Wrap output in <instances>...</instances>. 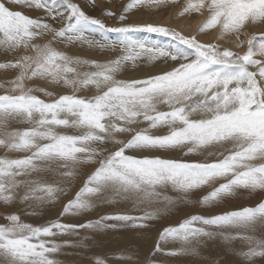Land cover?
I'll return each instance as SVG.
<instances>
[{
    "label": "snow or ice",
    "instance_id": "obj_1",
    "mask_svg": "<svg viewBox=\"0 0 264 264\" xmlns=\"http://www.w3.org/2000/svg\"><path fill=\"white\" fill-rule=\"evenodd\" d=\"M170 2L180 0H129L119 12L103 10L102 20L78 0H0V51L14 57L0 69L18 73L0 94V204L52 206L85 176L60 215L46 224L25 222L19 212L0 216V264H60L56 257L63 248L91 243L81 230L147 229V221L205 186L212 191L202 205L218 206L241 191L264 194V32L248 35L249 25L264 24V0H184L173 20L204 17L192 34L131 18ZM86 3L97 6L95 0ZM210 31L219 33L218 40L232 37V46L199 39ZM141 32L169 42L136 39ZM109 33L118 39L110 40ZM57 44L112 55L104 62L82 59ZM142 61L171 66L142 79L118 78L129 62ZM57 87L71 91L53 98L50 88ZM21 124L27 127H13ZM175 151L204 159L171 158ZM120 202L142 215L65 220ZM65 236L73 239H57ZM237 239L246 246L239 264L264 258V199L218 214H193L163 228L151 251L125 259L170 264V257L198 256L209 241L231 246ZM168 241L179 247L168 248ZM94 264L108 260L97 257Z\"/></svg>",
    "mask_w": 264,
    "mask_h": 264
},
{
    "label": "rangeland",
    "instance_id": "obj_2",
    "mask_svg": "<svg viewBox=\"0 0 264 264\" xmlns=\"http://www.w3.org/2000/svg\"><path fill=\"white\" fill-rule=\"evenodd\" d=\"M80 5L84 8L85 12L91 16L104 20V16L102 15L103 10L111 9L113 11H121L122 6L129 2V0H95V4L97 5L95 8L89 6L86 3V0H78ZM184 0H180V3H169L167 6H162L159 10L156 11H148L147 9H140L135 11L132 15V20L137 23H145L152 22L154 24L171 26L173 28L184 29L185 34H192L196 32L197 27L204 20L203 16L194 15L191 18H178L173 20L176 14L180 11V7ZM25 11L26 14L39 17L43 14L38 11H29L27 9H21ZM105 23L109 26H113L114 22L110 19L105 20ZM59 27V25H57ZM264 32V24H253L249 25L248 35H256L258 33ZM97 38L99 37V33L94 34ZM136 39L145 40L149 43L159 41L161 44L168 43L169 41L161 36H157L155 34L148 33H136L134 34ZM219 33L217 31H210L207 34H201L199 39L204 42H219L224 47L232 46V37H228L224 40H218ZM108 38L110 40L118 39L115 34L109 33ZM57 48L64 50L69 55L79 56L82 59L96 60L98 62L106 61L112 54L109 52H100L98 50H89L87 48H81L79 45L75 46H65L63 44H57ZM14 57L8 54H5L3 51H0V63H5L13 60ZM171 65H164L162 63H148L147 61H142L137 64H132L129 62L126 65L125 70H123L119 75V79H142L146 78L150 74H158L163 69L170 67ZM17 71L12 69H0V85H4V87H0V94H4L6 88L8 87V81L13 79L17 75ZM36 84H42V81H35ZM54 92V97L57 94H69L70 89L57 87L50 88ZM37 95H40L43 99H51L49 97L43 96L41 93L37 92ZM80 95H84L85 93H79ZM13 127H27V125H14ZM155 134H166L167 129H155L152 130ZM3 153V154H2ZM0 155L3 156L4 152L0 149ZM15 155V154H14ZM17 155V154H16ZM19 155V154H18ZM21 155V154H20ZM171 158H185L188 160H203L204 157L194 154L190 156H184L182 152L175 151L172 153H168ZM87 171H91V169H87ZM85 178L84 174H81L77 180H74L73 189L69 192L67 198L63 197L57 203L52 206H49L50 211L59 210V215L62 210L63 205L67 202L68 199L72 198V192H74L82 183ZM73 181V182H74ZM77 183V184H76ZM73 190V191H72ZM212 188L209 186H205L201 190H197L193 194H191L190 198L185 202H178L174 206L170 207L167 212H163L161 216H157L156 218L147 221L149 227L147 229H137L133 227H124L117 229H108L99 232H96L94 235H100L98 240L93 239V234L91 230L84 229L81 231V236L88 235L91 243L84 248L80 247H65L67 249V253L70 255H79L78 259L74 261H61L60 264H94L95 258H107L108 264H128L125 257L121 255L124 251L130 253L132 255L135 253H147L154 248L160 232L163 228L168 226H174L178 222H181L183 219L193 215V214H202V215H212L218 214L222 210H233L242 208L245 206L255 205L260 200L264 199V194L253 193L249 194L246 191H241L235 197L227 198L226 202H222L218 206H210V205H202L199 201L202 199L204 195H207ZM168 194L175 195L171 190H169ZM18 205V204H17ZM179 205V206H176ZM1 206V204H0ZM109 206L108 211H102L101 208L97 210L93 217H89L88 220H95L99 216L110 214L114 212H126L133 215H142L141 209H134L131 204L120 202L118 204L106 205ZM131 208H130V207ZM176 206V207H175ZM19 208V209H18ZM17 207L15 205L8 207H0V216L5 213H17L22 217V220L28 223H32L33 225H43L46 224L49 219L46 218V215L43 212H38L36 210H32L31 208L24 206L23 208ZM124 209V210H123ZM42 210V209H41ZM40 210V211H41ZM46 210V209H44ZM152 211L154 209L145 208L143 211ZM101 211V212H100ZM56 215V212H54ZM54 215V216H55ZM188 215V216H187ZM57 217V216H56ZM175 217V218H174ZM55 218V217H54ZM76 218V217H67V219ZM166 219V220H165ZM169 219V220H168ZM52 220V219H50ZM84 234H83V233ZM105 233V234H104ZM157 235V236H156ZM100 240V242H99ZM105 240V241H104ZM107 240V241H106ZM93 241V242H92ZM107 243V244H105ZM98 245V246H97ZM105 245H108L105 247ZM104 246V248H103ZM166 246L168 248H178L179 245L177 242L168 241ZM83 249L84 251L79 253L77 250ZM92 249V250H91ZM108 249V250H107ZM205 249V251H204ZM243 249L246 250L245 244L239 239L234 240L231 246H226L223 241H209L206 243L198 256H179V257H170V264H239L241 257L239 256V251ZM63 253H66V250H63ZM89 251V252H87ZM92 251V252H91ZM105 253H104V252ZM103 252V253H102ZM214 254V255H213ZM97 256V257H96ZM195 259V260H194ZM216 262H215V261ZM213 261V262H212ZM177 262V263H176ZM255 264H264V258H256Z\"/></svg>",
    "mask_w": 264,
    "mask_h": 264
},
{
    "label": "bare ground",
    "instance_id": "obj_3",
    "mask_svg": "<svg viewBox=\"0 0 264 264\" xmlns=\"http://www.w3.org/2000/svg\"><path fill=\"white\" fill-rule=\"evenodd\" d=\"M3 154V153H2ZM16 155V154H15ZM18 155V154H17ZM20 155V154H19ZM1 156V155H0ZM185 159V158H184ZM77 180V179H76ZM75 183V181L73 182V184ZM77 184V183H76ZM80 185V184H79ZM72 187H73V185H72ZM73 189V188H72ZM73 191V190H72ZM244 192V191H243ZM245 193V192H244ZM170 195V194H169ZM65 198H67V197H65ZM129 204V203H128ZM3 205L1 204V206L0 207H2ZM17 207L19 206V207H21V208H23V205H20V204H18V205H16ZM176 206H179V205H176ZM175 206V207H176ZM5 207V206H4ZM15 207V206H14ZM130 207V206H129ZM8 208H11V207H8ZM20 208V209H21ZM131 208V207H130ZM19 209V208H18ZM32 210H33V208H31ZM42 209V210H41ZM44 209H46V210H44ZM101 209H102V211H108L109 210V206H102L101 207ZM34 210H36V211H38V212H43L45 215H46V218H48L49 220L50 219H55V218H57L58 216H59V210H58V212H57V210L56 211H50L49 210V206H43V207H39V208H35ZM41 210V211H40ZM98 210V209H97ZM97 210H94V211H92V212H90V213H87V214H85V215H82V216H79V217H76V218H70V219H67V217H65V220H74V221H78V222H81V223H83V222H85L86 220H88V218L89 217H93V215L94 216H96L97 214H95L96 212H97ZM124 210V209H123ZM149 211V210H148ZM54 212H56V215L54 214ZM101 212V211H100ZM55 215V216H54ZM102 215V214H101ZM57 216V217H56ZM161 216V215H160ZM188 216V215H187ZM55 217V218H54ZM94 218V217H93ZM175 218V217H174ZM91 220V219H90ZM166 220V219H165ZM169 220V219H168ZM82 231V230H81ZM83 233V232H82ZM96 232H92V236H93V239H96V240H98L99 238H101L100 237V235L98 234V235H94ZM100 233V232H99ZM84 234V233H83ZM105 234V233H104ZM157 236V235H156ZM103 238V237H102ZM101 238V239H102ZM58 240L59 239H63V240H71V239H73L72 237H70V236H65V237H58L57 238ZM105 241V240H104ZM107 241V240H106ZM93 242V241H92ZM99 242H100V240H99ZM105 244H107V243H105ZM98 246V245H97ZM108 245H105V247H107ZM109 247V246H108ZM107 247V248H108ZM103 248H104V246H103ZM63 250H66V253H63L64 251ZM92 250V249H91ZM108 250V249H107ZM67 249H62V251H61V253L56 257L57 259H58V261L59 262H61V261H74L75 259H78L80 256L77 254V255H70V254H72V253H70V254H68L67 253ZM79 253H81V252H83L84 250L83 249H79V250H77ZM204 251H205V249H204ZM87 252H89V251H87ZM92 252V251H91ZM104 252V251H103ZM102 252V253H103ZM105 253V252H104ZM121 255H123V256H129L130 255V253H128V252H123ZM214 255V254H213ZM97 257V256H96ZM195 260V259H194ZM215 261V260H214ZM213 262V261H212ZM216 262V261H215ZM177 263V262H176ZM256 263V262H255ZM218 264V263H217ZM230 264V263H229Z\"/></svg>",
    "mask_w": 264,
    "mask_h": 264
}]
</instances>
